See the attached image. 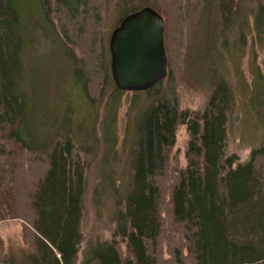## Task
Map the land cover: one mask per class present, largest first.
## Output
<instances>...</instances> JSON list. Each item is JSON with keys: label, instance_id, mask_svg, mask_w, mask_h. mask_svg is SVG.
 Masks as SVG:
<instances>
[{"label": "trees", "instance_id": "1", "mask_svg": "<svg viewBox=\"0 0 264 264\" xmlns=\"http://www.w3.org/2000/svg\"><path fill=\"white\" fill-rule=\"evenodd\" d=\"M30 1L38 6L36 23L25 10L29 0H0V221L23 223L22 246L7 249L0 237V264H79L84 241L82 264H264V144L244 162L228 154L236 100L221 75L203 108L182 104L186 27L193 21L188 0H136L121 11L126 16L151 6L162 15L168 74L143 93L148 103L141 112L129 116L122 163L114 151L109 239L84 231L91 170L107 160L105 151L97 163L99 142L80 140L64 125L44 141H32L25 133L26 74L30 41L37 37L32 29L43 26L55 39L51 46L63 49L89 105L100 100L109 82L114 85L101 125L115 135L114 107L124 90L112 77L104 26L109 7L121 8L124 0ZM203 1L217 39L231 32L241 50L249 33L264 39V0ZM199 9L193 8L197 19ZM204 45L207 51L216 48L206 40ZM254 82L251 89L259 82L264 90L259 71ZM67 117L74 118L73 110ZM180 125L190 135L186 167L172 156Z\"/></svg>", "mask_w": 264, "mask_h": 264}, {"label": "rangeland", "instance_id": "2", "mask_svg": "<svg viewBox=\"0 0 264 264\" xmlns=\"http://www.w3.org/2000/svg\"><path fill=\"white\" fill-rule=\"evenodd\" d=\"M135 1L124 0L120 4L121 8L115 5L109 7L108 24L104 26L105 38L111 37L112 31L120 23L124 16L121 15V11L134 7ZM188 3L193 8L197 6V9H202L204 5L203 0H188ZM193 8L190 12L193 21H189L186 27L185 70L179 87L182 104L196 109L203 108L207 103L210 87L217 77L220 75L225 77L232 87L236 100V112L229 125L227 152L238 154L241 162L247 161L252 149L264 144L263 85L257 82L255 88L251 89L257 72L264 75V39L260 41L254 36V32L249 33L243 42L244 50H241L239 42H236L237 38L231 32L228 33V39L222 37L217 39L213 34V16L207 19V12H203V8L197 19L195 12L197 10L194 11ZM25 10L28 12L29 19L32 15L36 17L34 23L41 20L37 15L38 6L34 2L29 0ZM32 10H35V13ZM106 15H108L107 12L104 13V17ZM116 23L117 26L111 30L110 27ZM32 30L37 37L35 35L30 41L28 48L31 55L27 61L26 74L29 110L26 115L28 120L25 124V133L34 142L41 139L44 141L47 138L46 135L50 132L56 133L58 126L64 125L66 132L75 129L80 140L89 137L99 142L97 148L99 155L96 162H99L104 151L107 160L98 165L95 164L91 170V183L85 194L87 216L86 221L84 220V231L89 236L100 235L102 239H109L108 216L113 207L110 185L115 170L114 151H118V157L122 163V158L126 154L123 152V142L130 126L129 116L132 117L133 114L135 118L146 106L148 97L143 94L146 91H141L137 97L134 94L136 92L124 91L120 102L116 106L114 104L116 113L114 114V131L117 138L115 144V135L112 130L110 129L107 133L105 123L101 125L102 118L109 109V97L112 95L114 85L109 82L100 100L89 105L88 100L83 97L84 91L77 81L73 68L65 61L63 49L51 46L55 43L54 37L43 26ZM109 33L110 36H108ZM204 40L209 46L214 44L216 48L207 51ZM202 82L203 85H200ZM72 110L74 118L70 119L67 116ZM189 139L190 135L186 126L180 125L172 151V156H175L174 161L180 167L187 165L186 151ZM121 169L122 167L117 169L118 173ZM117 174L115 175L116 183H119L120 177ZM22 230L23 223L19 219L0 221V237L5 241L7 249L15 245L22 246ZM85 247L84 241L79 255V264H82L84 259Z\"/></svg>", "mask_w": 264, "mask_h": 264}, {"label": "water", "instance_id": "3", "mask_svg": "<svg viewBox=\"0 0 264 264\" xmlns=\"http://www.w3.org/2000/svg\"><path fill=\"white\" fill-rule=\"evenodd\" d=\"M109 49L112 77L121 90H149L168 74L165 21L151 6L121 19L112 31Z\"/></svg>", "mask_w": 264, "mask_h": 264}, {"label": "bare ground", "instance_id": "4", "mask_svg": "<svg viewBox=\"0 0 264 264\" xmlns=\"http://www.w3.org/2000/svg\"><path fill=\"white\" fill-rule=\"evenodd\" d=\"M116 28V27H115Z\"/></svg>", "mask_w": 264, "mask_h": 264}]
</instances>
